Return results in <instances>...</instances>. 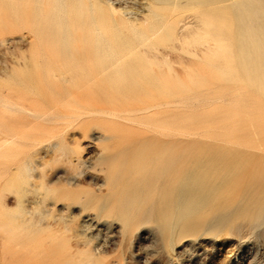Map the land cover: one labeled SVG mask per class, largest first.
<instances>
[{
    "label": "bare ground",
    "instance_id": "1",
    "mask_svg": "<svg viewBox=\"0 0 264 264\" xmlns=\"http://www.w3.org/2000/svg\"><path fill=\"white\" fill-rule=\"evenodd\" d=\"M130 1L136 16L110 0H0V33H32L16 40L27 53L0 67L9 79L0 83V220L9 225L0 264H107L90 244L69 243L79 235L73 208L96 225L86 208L115 211L121 241L131 224L152 221L166 244L264 219V154L237 142L247 120L264 123V0ZM176 50L188 56L187 80ZM92 128L102 184L73 189L85 162L67 136ZM194 129L229 145L199 143ZM50 161L64 166L57 185Z\"/></svg>",
    "mask_w": 264,
    "mask_h": 264
},
{
    "label": "rangeland",
    "instance_id": "2",
    "mask_svg": "<svg viewBox=\"0 0 264 264\" xmlns=\"http://www.w3.org/2000/svg\"><path fill=\"white\" fill-rule=\"evenodd\" d=\"M105 1V0H102ZM115 7L126 8L128 16H136L142 10L138 4L130 0H110ZM188 14V13H187ZM185 14V15H187ZM141 15V14H140ZM183 14L182 18L185 16ZM7 19H10L7 17ZM11 20V19H10ZM23 36L26 40L32 38V33L27 29H5L0 33V67H11L15 62L17 53H27V44L25 42L17 43V37ZM160 50L164 49L159 46ZM179 55L182 60L178 58ZM172 64L181 80L189 79L190 64H187L188 56L179 50L170 54ZM183 61V63L181 62ZM193 69L202 71L208 77L207 67L202 63L192 65ZM10 69V68H9ZM9 79L0 78V83ZM211 91L215 92L216 89ZM219 104L204 105L197 107L198 111H205L217 107ZM264 113V111H263ZM186 120H191L190 113ZM187 122V121H186ZM190 122V121H188ZM203 125V123H200ZM206 124V123H205ZM195 139L201 142L219 143L229 145L227 140L219 141L212 138L201 136L199 130L194 129ZM99 130L91 129L90 136L83 137L80 130L76 129L70 132L68 139L76 138L80 143V157L84 160L85 165L77 170L81 172L82 183L74 186L73 189L97 190L102 184L103 173L93 168V163L99 154L102 143L97 137ZM201 134V135H200ZM205 135V134H204ZM253 135V136H252ZM143 136L154 142L155 135L146 131ZM251 136L254 140H251ZM237 142L243 144L240 148L256 154H264V123L247 120L244 130ZM73 147L74 145H70ZM40 154L44 156L43 152ZM46 160L49 156H44ZM97 166L96 168H98ZM64 171V166L58 161H50L47 173L48 179L54 185H57ZM5 204L8 209H13L14 202L11 195L5 197ZM51 207V206H49ZM62 210L58 205L55 210ZM88 216L98 215L96 221L99 224L85 222L86 216L79 215V209L73 208L72 214L74 222L70 225L73 228L69 243H78L82 248L84 242L90 244L95 249L94 254L101 257L107 264H264V219L260 222L253 223L247 219H232V223L224 229L216 232L199 231L194 232L192 236H176L167 244L158 232L156 224L152 221L133 223L126 230L123 241L118 232V219L115 211L108 212L105 209L96 207L86 208ZM59 212V211H58ZM55 211V214L58 213ZM67 215V214H65ZM67 218V216H66ZM50 222V220H48ZM46 223V221H44ZM62 222L53 228H61ZM9 232V225L0 220V261L3 260L2 238ZM77 232V233H75ZM71 233L67 232L66 236L70 237ZM97 243H103V247H96Z\"/></svg>",
    "mask_w": 264,
    "mask_h": 264
}]
</instances>
